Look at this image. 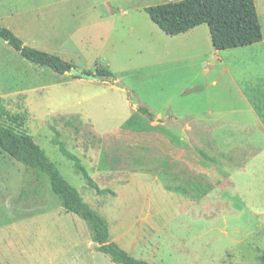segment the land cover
Returning a JSON list of instances; mask_svg holds the SVG:
<instances>
[{
    "label": "rangeland",
    "instance_id": "374dc122",
    "mask_svg": "<svg viewBox=\"0 0 264 264\" xmlns=\"http://www.w3.org/2000/svg\"><path fill=\"white\" fill-rule=\"evenodd\" d=\"M178 1L0 0V25L25 46L114 79L55 74L0 40V125L30 135L133 258L264 264V125L253 109L264 108V0H254L262 42L221 52L206 25L166 36L143 9ZM53 131L111 194L85 186ZM32 183L0 151V264H114L46 180L38 197Z\"/></svg>",
    "mask_w": 264,
    "mask_h": 264
},
{
    "label": "trees",
    "instance_id": "16d2710c",
    "mask_svg": "<svg viewBox=\"0 0 264 264\" xmlns=\"http://www.w3.org/2000/svg\"><path fill=\"white\" fill-rule=\"evenodd\" d=\"M145 12L152 23L166 36H178L206 25L211 46L216 52L244 48L262 41L254 0H181L151 6L146 8ZM0 40L34 66L49 69L59 75L69 73L73 68L71 64L56 55L25 46L11 30L1 25ZM95 74L105 77L107 82L114 80L112 74L104 68H98ZM253 109L264 125V108L255 106ZM137 112L150 121L153 118L145 108H138ZM18 119L19 117H10L11 122ZM53 132L51 144L72 163L75 174L82 178L85 186L98 195L111 194V191L100 189L96 185L80 159L67 150L65 144L59 140L58 132ZM0 151L23 167L25 178L31 177L32 192L35 196L41 195L43 181L48 182L51 193L63 211L74 214L85 223L96 252L106 255L114 264H148L133 258L117 244L109 242L105 219L83 201L78 190L63 178L55 164L30 135L0 125Z\"/></svg>",
    "mask_w": 264,
    "mask_h": 264
},
{
    "label": "water",
    "instance_id": "95a60500",
    "mask_svg": "<svg viewBox=\"0 0 264 264\" xmlns=\"http://www.w3.org/2000/svg\"><path fill=\"white\" fill-rule=\"evenodd\" d=\"M69 75H71L74 78H79V79H85L88 81H107L105 77L97 75V74H86V73H78L74 70H70ZM115 87L122 89L121 86H119L118 84L114 85Z\"/></svg>",
    "mask_w": 264,
    "mask_h": 264
},
{
    "label": "crops",
    "instance_id": "0c3cea01",
    "mask_svg": "<svg viewBox=\"0 0 264 264\" xmlns=\"http://www.w3.org/2000/svg\"><path fill=\"white\" fill-rule=\"evenodd\" d=\"M148 7H151V6H145V7L143 8L144 11H145V9L148 8ZM261 42H262V41H261ZM261 42H260V43H261ZM258 44H259V43H258ZM215 52H216V51H215ZM113 88H117V87H114V86H113Z\"/></svg>",
    "mask_w": 264,
    "mask_h": 264
}]
</instances>
